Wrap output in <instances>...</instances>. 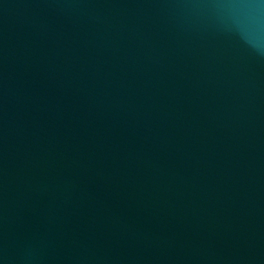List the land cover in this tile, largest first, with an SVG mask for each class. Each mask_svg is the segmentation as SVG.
<instances>
[{"label": "water", "instance_id": "1", "mask_svg": "<svg viewBox=\"0 0 264 264\" xmlns=\"http://www.w3.org/2000/svg\"><path fill=\"white\" fill-rule=\"evenodd\" d=\"M0 264H264V0H0Z\"/></svg>", "mask_w": 264, "mask_h": 264}]
</instances>
